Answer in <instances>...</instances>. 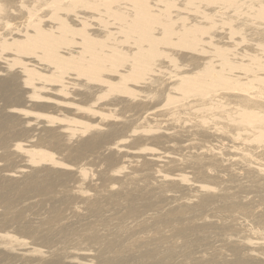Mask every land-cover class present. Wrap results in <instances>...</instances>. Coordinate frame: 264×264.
Here are the masks:
<instances>
[{"label":"rangeland","instance_id":"1","mask_svg":"<svg viewBox=\"0 0 264 264\" xmlns=\"http://www.w3.org/2000/svg\"><path fill=\"white\" fill-rule=\"evenodd\" d=\"M0 80L8 84L12 99H0V121L11 115L22 126L8 143L20 163L4 170L6 179L19 180L38 170L50 182L70 175L81 181V197L91 198L100 178L94 165L103 167V159L111 157L108 172L115 179L129 175L134 162H143L157 171V189L172 188L170 198L191 192L192 200L216 199L200 211L207 212L199 221L204 237L199 231L182 243L181 250L180 245L165 256L156 249L144 258L111 255L108 259L114 264H176L185 257L203 264H235L240 255L221 251L224 239L240 246L251 264H264V211L258 202L251 203L253 216L240 221L239 231L230 230L228 221L213 216L225 203L218 197L220 188L195 179L181 166L178 151L163 148L177 139L180 127L198 126L218 136L227 130L228 143L264 151V0H0ZM253 99L261 105L247 103ZM124 104L143 106L139 119H125ZM57 135L67 138L74 150L80 146L79 159L69 160L55 150L60 148ZM52 138L57 142L53 146ZM223 147L216 153L224 156ZM252 164L258 172L264 169ZM226 177L223 183L229 182ZM128 197L122 198L127 210L138 201ZM170 198L159 207L169 206ZM55 200L48 207H54ZM117 213L107 211L103 226L113 223ZM194 213L189 210L187 215ZM87 217L68 224L74 231L88 229L101 218ZM65 230L61 225L52 236L59 246L67 245L59 241L67 236ZM108 236L109 232L97 245H104ZM46 254L27 236L0 229V260L11 259L7 264ZM69 254L61 255L59 264H96L94 257L99 255L77 250Z\"/></svg>","mask_w":264,"mask_h":264},{"label":"bare ground","instance_id":"2","mask_svg":"<svg viewBox=\"0 0 264 264\" xmlns=\"http://www.w3.org/2000/svg\"><path fill=\"white\" fill-rule=\"evenodd\" d=\"M3 82L0 83V99H5L6 96L8 99V95L11 90L8 84ZM247 103L253 106L261 105V103L259 104V102H255L254 99L253 101H247ZM261 106L264 108V105ZM142 109L143 106L131 107L130 105L124 104L123 115L126 117L125 119H129L127 118L128 116L139 119ZM1 112L2 111L0 110V113ZM18 121L19 119H14L11 115L7 116L3 121H0V147L2 150L0 151V161L5 164L4 169L0 170V229L4 231H15V233L27 236L32 243H37V245H39V247L47 253L46 258H39L34 261L22 260L20 264H47V262L49 264H59L61 258L64 257H61V255L66 253L69 254L74 250L79 252H93L97 255L99 254L94 257L96 264H114V260L108 259L111 255H114L115 258L119 255L120 259L122 256L130 254H135L138 258H144L142 255L149 251H153V249L163 251H159L161 254L165 252V256V254L170 253V251L172 252L173 249L178 250L177 248H179L180 245L181 248L179 250H181L182 243L185 242V240L188 241L187 239H189V237L191 238L193 234L196 235L195 233H198L199 231L201 232V225L199 224V221L203 220L202 218L207 215V212L201 215L200 211L202 210V212H204L206 209L202 208L209 206L210 202L213 204L217 202L214 197H203L202 195L201 198L196 197L197 199L192 200L191 198L194 194L191 192L190 195H176L175 197L170 198L173 195L172 188L164 190L165 185L163 188L158 185L159 189H157V185H155L156 179L158 178H156L157 171L151 168V166L148 167L149 165H145L143 162H134V164L131 165L129 175L123 179H115L116 177L113 178V176L109 175L110 173L108 172V166L113 163L111 157L108 161L105 158L103 159V167H99L98 164L94 165L97 166L96 172L100 178L98 179L99 183L93 186L95 187V196L91 198L86 196L81 197L80 188H82V183L77 178L70 175V177H67L65 174H61L60 176H58V174L56 181L54 180V182H50V180L44 179L45 177L47 178V176L44 175V171L41 170L44 173L42 175L41 171L39 172L38 170L37 172L36 170L37 174L33 172L36 175H25L26 177H20L21 179L19 180L6 179L4 173L7 171L5 172L4 170H8L9 172V168H13V166H15L14 164H17V162L20 163L17 155L10 151L11 148L8 147L9 141L17 137V134L22 128ZM226 133L227 130L224 132L225 136H218L212 132L201 130L198 126H190L189 128L180 127L175 135L177 139L173 142H166V144L163 145V148L173 152L178 151L179 154L177 155L181 157V166L193 172L195 179L216 184V187L220 188L218 197L225 203L220 206L221 212L217 215L214 214L213 216L220 220L228 221L230 230L238 232L241 226L240 221L253 216V213L250 211L252 202H258L257 205L264 211V171L262 173L260 172L264 169L262 168V170L258 172L257 170H259V167H254L252 164L257 162L263 165L261 167H264V151L260 152L258 149L253 150L249 147V149H251L250 151L248 148L241 147V145L235 146V143L233 142L228 143L227 140L230 137V132L228 131V133ZM92 138L95 139V137ZM46 140L47 137L44 141L48 143L49 141L47 142ZM52 140L54 141V138H52ZM95 140L93 142H97ZM56 141H59L58 144L60 148H55V150H58V153L62 157H68L69 160L73 157L79 159L80 146L74 150L71 147V144L67 143V138H63L61 136H58V140ZM52 143L57 142L51 141V145ZM224 144L227 145V147L224 148ZM219 146L224 148V156L216 153V149ZM185 147L189 148V151L185 149L183 150ZM231 147L235 151L231 152ZM246 150L251 152V156L246 155ZM219 153L221 154V152ZM87 156L89 157V155ZM226 158L229 159L227 162ZM92 160L93 159H91V161ZM79 161L80 160H78V162ZM241 173L244 175L243 177H241ZM225 174L228 177V183H223L222 181ZM48 177L50 176L48 175ZM159 184L161 185L162 182ZM113 189H115L116 192H114ZM65 190H70L72 192L71 194H66L65 192V195ZM62 192L64 197L62 196V198L58 200V197L61 196ZM125 195L127 197L129 196L128 198L131 200L132 196H135V201L138 200L136 205L129 210L124 209L123 207L124 204L122 198L123 196L125 197ZM169 198L171 201L169 206L164 208L159 207V202L161 203V201L165 199L167 203ZM54 199H57L53 203L54 207H48V202H52ZM187 200L192 201V203L187 202ZM226 202H230V204H226ZM121 207H123V209ZM189 210L196 211L197 213H194L193 216H188L187 214ZM107 211H116L118 213L116 214V217H113V223L108 222L107 225L103 226L104 219L102 218L106 216ZM91 215L100 216L101 218L98 220L96 225H93L88 229L79 227L74 231V228H71V226L74 225L68 224L70 219L79 221L81 218L83 219ZM112 216H110V218ZM82 223H80V225ZM61 225H65V227H67V230H65L67 235L65 236V239H58L59 241L67 243V245L65 244L63 246H59L60 242H55L52 237ZM206 225H208V223H206ZM112 226H115L114 229L108 231L107 229ZM108 232L109 236L107 240L105 239L107 242L104 245H97L99 242L103 241L101 239ZM200 232L199 234H202V232ZM207 234L209 233L207 232ZM210 235L209 237H211ZM224 240L225 243L223 244L222 242V247H224L221 251L230 250L231 254L240 255V257L236 258L235 264H251L250 261L246 260V255L241 254L240 251L242 250L240 246L233 247L229 240ZM262 252L264 253V250H262ZM206 254L203 253V255ZM211 254L214 256L220 255V253L218 254L217 252H212ZM159 256L160 255H158V257ZM193 259H191V257H185L183 261L181 260V263L179 261V263H175L194 264L196 261L195 264H203L201 259ZM10 261L11 259L4 258V260H0V264H7V262ZM168 261L169 259L167 262ZM154 262L150 263L154 264ZM164 264H166L165 261ZM170 264L172 263L170 262Z\"/></svg>","mask_w":264,"mask_h":264}]
</instances>
